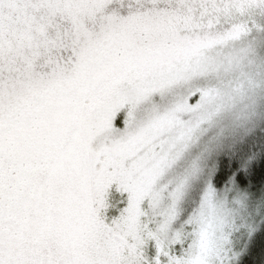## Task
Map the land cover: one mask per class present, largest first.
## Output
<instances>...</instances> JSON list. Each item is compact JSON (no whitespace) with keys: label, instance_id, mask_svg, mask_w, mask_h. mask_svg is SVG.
I'll return each instance as SVG.
<instances>
[{"label":"snow or ice","instance_id":"snow-or-ice-1","mask_svg":"<svg viewBox=\"0 0 264 264\" xmlns=\"http://www.w3.org/2000/svg\"><path fill=\"white\" fill-rule=\"evenodd\" d=\"M0 264H264V0H0Z\"/></svg>","mask_w":264,"mask_h":264},{"label":"rangeland","instance_id":"rangeland-1","mask_svg":"<svg viewBox=\"0 0 264 264\" xmlns=\"http://www.w3.org/2000/svg\"><path fill=\"white\" fill-rule=\"evenodd\" d=\"M250 92H252V94H255L254 90L249 89ZM237 115H239V113H236Z\"/></svg>","mask_w":264,"mask_h":264}]
</instances>
